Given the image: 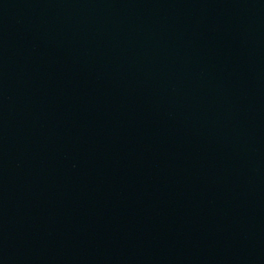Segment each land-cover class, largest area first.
I'll return each mask as SVG.
<instances>
[{"label": "water", "instance_id": "obj_1", "mask_svg": "<svg viewBox=\"0 0 264 264\" xmlns=\"http://www.w3.org/2000/svg\"><path fill=\"white\" fill-rule=\"evenodd\" d=\"M0 264H264V0H0Z\"/></svg>", "mask_w": 264, "mask_h": 264}]
</instances>
